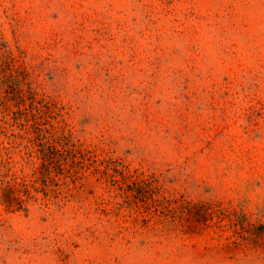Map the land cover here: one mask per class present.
<instances>
[{
    "label": "rangeland",
    "instance_id": "1",
    "mask_svg": "<svg viewBox=\"0 0 264 264\" xmlns=\"http://www.w3.org/2000/svg\"><path fill=\"white\" fill-rule=\"evenodd\" d=\"M0 264H264V0H0Z\"/></svg>",
    "mask_w": 264,
    "mask_h": 264
}]
</instances>
